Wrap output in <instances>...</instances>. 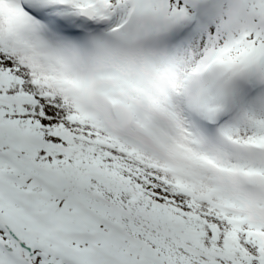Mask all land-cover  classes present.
Here are the masks:
<instances>
[{
  "label": "snow or ice",
  "instance_id": "snow-or-ice-1",
  "mask_svg": "<svg viewBox=\"0 0 264 264\" xmlns=\"http://www.w3.org/2000/svg\"><path fill=\"white\" fill-rule=\"evenodd\" d=\"M0 264H264V0H0Z\"/></svg>",
  "mask_w": 264,
  "mask_h": 264
}]
</instances>
